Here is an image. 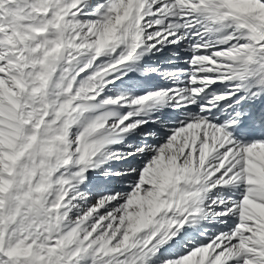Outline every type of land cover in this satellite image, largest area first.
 <instances>
[{"label":"snow or ice","instance_id":"1","mask_svg":"<svg viewBox=\"0 0 264 264\" xmlns=\"http://www.w3.org/2000/svg\"><path fill=\"white\" fill-rule=\"evenodd\" d=\"M0 264H264V0H0Z\"/></svg>","mask_w":264,"mask_h":264}]
</instances>
